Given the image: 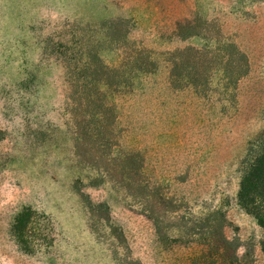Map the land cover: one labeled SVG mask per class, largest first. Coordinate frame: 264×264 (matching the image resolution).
Returning <instances> with one entry per match:
<instances>
[{"label": "rangeland", "instance_id": "1", "mask_svg": "<svg viewBox=\"0 0 264 264\" xmlns=\"http://www.w3.org/2000/svg\"><path fill=\"white\" fill-rule=\"evenodd\" d=\"M94 56L105 127L69 99ZM263 151L264 0H0V264H264Z\"/></svg>", "mask_w": 264, "mask_h": 264}, {"label": "trees", "instance_id": "2", "mask_svg": "<svg viewBox=\"0 0 264 264\" xmlns=\"http://www.w3.org/2000/svg\"><path fill=\"white\" fill-rule=\"evenodd\" d=\"M244 58L243 55L241 57V61L243 60L241 63L243 64L238 69L240 73L237 77L247 74L248 63H244ZM93 59H96V61ZM99 60L97 56L90 57L87 62H84L81 69L85 73L84 75H87L82 80L78 79V81L70 84L69 99L72 101L71 104L74 105L72 114L80 119L77 123L78 126L81 124V120L88 119L95 120V123L99 122L102 127H105L104 125L108 122L106 113L110 112V109L103 101L104 95L100 90V86L111 90L114 87L121 88L127 85V82L124 81L125 76H120L121 70L109 68ZM98 74L100 75L97 78ZM82 123L87 126L86 121H82ZM238 201L240 206L253 216L258 225L264 229V151L247 163L241 178ZM31 212H22L13 226L14 236L20 244H25L26 237L31 232L30 224L33 222ZM262 249L264 252V243Z\"/></svg>", "mask_w": 264, "mask_h": 264}]
</instances>
